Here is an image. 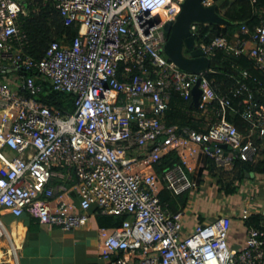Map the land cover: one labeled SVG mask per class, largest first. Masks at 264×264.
<instances>
[{
    "label": "built area",
    "instance_id": "1",
    "mask_svg": "<svg viewBox=\"0 0 264 264\" xmlns=\"http://www.w3.org/2000/svg\"><path fill=\"white\" fill-rule=\"evenodd\" d=\"M38 2L0 0V240L8 235L4 210L30 212L70 231L86 226L96 206L103 214L129 215L121 226L101 229V254L110 264H264V209L261 225L247 226L244 245L236 247L232 212L185 233L186 212L160 196L164 188L179 195L198 187L188 160L200 149L227 171L238 159L264 154V82L253 77L254 87L236 78L219 92L211 68L186 71L166 55L165 25L184 0H57L65 23L78 25L79 33L71 43L51 42L37 59L26 49L21 18ZM198 25H191L194 36ZM242 29L248 37L219 35L197 45L210 58L221 50L248 55L264 70V11L261 23ZM243 77L252 76L245 70ZM39 79L74 93L75 110L40 99ZM199 80L193 114L203 125H169L174 93L193 103ZM233 112L246 131L229 118ZM173 150L183 163L161 175L156 165ZM71 192L78 202L64 198ZM253 213L246 206L238 216L246 222Z\"/></svg>",
    "mask_w": 264,
    "mask_h": 264
},
{
    "label": "trees",
    "instance_id": "2",
    "mask_svg": "<svg viewBox=\"0 0 264 264\" xmlns=\"http://www.w3.org/2000/svg\"><path fill=\"white\" fill-rule=\"evenodd\" d=\"M218 4L219 12L231 21L230 24H206L199 23L198 32L195 35L196 42L210 43L219 35H226L230 38L240 35L248 37L243 33V25H248L251 29L261 23L264 11V0H214ZM57 0H39L38 3L28 5L29 14L21 18L22 28L28 35L27 51L37 59L45 54L46 49L51 42L58 40L61 42L71 43L79 33L78 25H67L64 18L56 7ZM38 8L37 10H34ZM169 37V32H166ZM247 70L251 78L243 77V71ZM36 71L29 74H36ZM210 79L218 87L219 92H227L228 88L233 85L237 79L242 78L249 82L251 86L256 87L253 77L264 82V70L257 69L255 61L248 55H231L221 50L212 58L211 70L208 72ZM42 82L43 90L39 98L45 102L56 106L63 112H73L75 110L76 96L74 93L58 91L53 88L49 81ZM264 101V95L260 96ZM195 106L192 102L185 100L178 92H175L170 107L167 110V123L176 124L180 128L191 127L201 128L203 125L202 118L195 116L193 111ZM231 118L242 131H246V121L236 113H232ZM206 166L199 168L195 174L190 172L192 177L202 176L203 171H209L212 176L217 177L216 183L219 185L221 192L225 195H234L241 189L243 182L248 178V173L264 174V154L255 161L237 160L235 168L231 171L219 168L213 157L203 154ZM178 163H183L179 153L175 150L165 155L161 162L156 165L157 171L162 175L163 172ZM189 171V170H188ZM189 191L183 194L172 195L169 189L164 188L161 193V199L164 203L169 204L174 211H179L188 205ZM100 215H103L100 210ZM105 217L112 220L113 226H121L129 217L128 214L116 215L105 214ZM263 215L253 213L245 222L247 226L261 225Z\"/></svg>",
    "mask_w": 264,
    "mask_h": 264
},
{
    "label": "crops",
    "instance_id": "3",
    "mask_svg": "<svg viewBox=\"0 0 264 264\" xmlns=\"http://www.w3.org/2000/svg\"><path fill=\"white\" fill-rule=\"evenodd\" d=\"M205 153L204 149H200L198 156L194 155L189 158V173L195 174L199 168L206 166L203 156ZM211 176L212 174L209 171L204 170L202 176L193 177L198 180L199 185L194 189L196 192L192 191V195H189L188 205L180 209L185 211L187 216L185 219V233H190L194 226L199 223L197 221L198 217L191 218L189 214V211H191L189 209L191 206L190 202H192L193 197L196 200L203 188L208 186L207 179L211 178ZM248 178H250L252 183L250 186L253 190V196L251 198L249 196L245 197L244 194L242 199L243 207H252L256 213H259V211L264 209V174L257 175L253 172L248 175ZM248 178L243 182L242 186L249 180ZM210 195H212V192H210ZM257 197L259 200H257ZM64 198L68 201L75 200L78 202L76 192L65 194ZM200 205L207 206L205 201H202ZM227 208L229 207L227 206ZM242 208L240 210L229 208L228 211L221 208L223 212H215L209 217L204 215L208 220L202 221L201 219L200 221L205 223L231 211L233 225L230 242L236 247H241L247 237V225L238 216ZM98 211L99 209L96 206L92 207V216L86 226L66 231L58 226L41 223L30 212L16 216L4 210L2 217L6 223L8 235L0 240V264H110L101 254L100 233L101 229H112L116 226L112 225L110 218L105 217L103 213V215H100ZM13 243L16 246V253L11 250Z\"/></svg>",
    "mask_w": 264,
    "mask_h": 264
},
{
    "label": "water",
    "instance_id": "4",
    "mask_svg": "<svg viewBox=\"0 0 264 264\" xmlns=\"http://www.w3.org/2000/svg\"><path fill=\"white\" fill-rule=\"evenodd\" d=\"M203 1L184 0L176 18L165 25V30L169 32V37L164 45V52L182 69L190 72L206 70L211 68L212 65V58L208 57L205 51L197 46L191 30L192 23H231L229 19L219 12L217 3L206 5ZM187 47L191 50L190 56L185 53ZM200 81L193 89V105L195 107L199 106L202 96Z\"/></svg>",
    "mask_w": 264,
    "mask_h": 264
},
{
    "label": "rangeland",
    "instance_id": "5",
    "mask_svg": "<svg viewBox=\"0 0 264 264\" xmlns=\"http://www.w3.org/2000/svg\"><path fill=\"white\" fill-rule=\"evenodd\" d=\"M185 53L190 56L191 50L187 47L185 49ZM248 179L249 180L246 183H244V185L241 187V190H240V193L243 195H241L238 192V193H235L234 195L228 196V195H225L223 192H221L219 185L216 183L217 177L211 176V178H208L207 179L208 186L203 188L202 192L198 194V197L196 200H194V197H193L192 202H190L191 206L189 207V209L191 211H189V214L191 215V218L198 217L199 220L197 219V221L202 224L204 222H201L200 221L201 219L202 221L208 220V218L204 217V215H207L209 217L210 215H213L215 212H219V211L223 212L222 210L223 208L224 210L226 209L227 211L229 210V208L233 210H240L243 207L242 199H243L244 194H245V197L249 196L251 198L253 196L252 194L253 190H252V187L250 186L252 185V183H251L250 178ZM192 191L196 192L194 189H192L189 191V195L192 193ZM169 192L176 197V194H174L172 190H169ZM210 192H212V195H210ZM199 200L201 201L199 202ZM257 200H259L258 197H257ZM202 201H205V204L207 206L200 205ZM163 204L166 205V203L164 202ZM227 206L229 208H227Z\"/></svg>",
    "mask_w": 264,
    "mask_h": 264
},
{
    "label": "clouds",
    "instance_id": "6",
    "mask_svg": "<svg viewBox=\"0 0 264 264\" xmlns=\"http://www.w3.org/2000/svg\"><path fill=\"white\" fill-rule=\"evenodd\" d=\"M215 3V2H214ZM167 32V31H166ZM195 37V36H194ZM168 39V38H167ZM197 43V42H196ZM198 46V45H197ZM199 47V46H198Z\"/></svg>",
    "mask_w": 264,
    "mask_h": 264
}]
</instances>
